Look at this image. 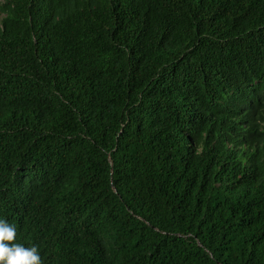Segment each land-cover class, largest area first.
<instances>
[{
    "label": "trees",
    "instance_id": "trees-1",
    "mask_svg": "<svg viewBox=\"0 0 264 264\" xmlns=\"http://www.w3.org/2000/svg\"><path fill=\"white\" fill-rule=\"evenodd\" d=\"M0 220L43 264H264V0H0Z\"/></svg>",
    "mask_w": 264,
    "mask_h": 264
},
{
    "label": "clouds",
    "instance_id": "clouds-1",
    "mask_svg": "<svg viewBox=\"0 0 264 264\" xmlns=\"http://www.w3.org/2000/svg\"><path fill=\"white\" fill-rule=\"evenodd\" d=\"M16 237L15 225L0 220V264H43L38 247L15 243Z\"/></svg>",
    "mask_w": 264,
    "mask_h": 264
}]
</instances>
